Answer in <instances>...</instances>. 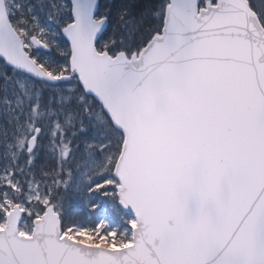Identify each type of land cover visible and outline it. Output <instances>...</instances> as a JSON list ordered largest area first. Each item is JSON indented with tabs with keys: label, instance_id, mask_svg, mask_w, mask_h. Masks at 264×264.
Returning <instances> with one entry per match:
<instances>
[{
	"label": "snow or ice",
	"instance_id": "6c2138e0",
	"mask_svg": "<svg viewBox=\"0 0 264 264\" xmlns=\"http://www.w3.org/2000/svg\"><path fill=\"white\" fill-rule=\"evenodd\" d=\"M0 116V264H264V0H0Z\"/></svg>",
	"mask_w": 264,
	"mask_h": 264
},
{
	"label": "trees",
	"instance_id": "16d2710c",
	"mask_svg": "<svg viewBox=\"0 0 264 264\" xmlns=\"http://www.w3.org/2000/svg\"><path fill=\"white\" fill-rule=\"evenodd\" d=\"M146 3H158L159 0H144ZM80 150H84V144L80 143ZM69 215L82 222H89L94 217L90 216L89 209L79 204L75 200L70 202Z\"/></svg>",
	"mask_w": 264,
	"mask_h": 264
},
{
	"label": "rangeland",
	"instance_id": "374dc122",
	"mask_svg": "<svg viewBox=\"0 0 264 264\" xmlns=\"http://www.w3.org/2000/svg\"><path fill=\"white\" fill-rule=\"evenodd\" d=\"M1 117V119H2V122H3V117L2 116H0ZM41 162H43V156H42V158H41ZM78 201V200H77ZM81 203V202H80ZM83 204V203H82ZM83 205H85V204H83Z\"/></svg>",
	"mask_w": 264,
	"mask_h": 264
},
{
	"label": "bare ground",
	"instance_id": "6f19581e",
	"mask_svg": "<svg viewBox=\"0 0 264 264\" xmlns=\"http://www.w3.org/2000/svg\"><path fill=\"white\" fill-rule=\"evenodd\" d=\"M81 151V150H80ZM84 151V150H83ZM83 151H81V152H83Z\"/></svg>",
	"mask_w": 264,
	"mask_h": 264
}]
</instances>
